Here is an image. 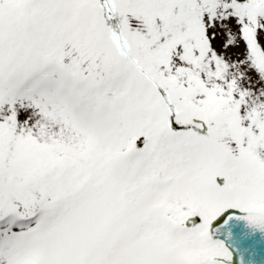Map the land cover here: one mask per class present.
Returning <instances> with one entry per match:
<instances>
[{
	"label": "snow or ice",
	"instance_id": "snow-or-ice-1",
	"mask_svg": "<svg viewBox=\"0 0 264 264\" xmlns=\"http://www.w3.org/2000/svg\"><path fill=\"white\" fill-rule=\"evenodd\" d=\"M0 264H264V0H0Z\"/></svg>",
	"mask_w": 264,
	"mask_h": 264
}]
</instances>
